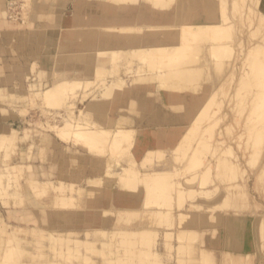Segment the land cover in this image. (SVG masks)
<instances>
[{
  "label": "rangeland",
  "instance_id": "rangeland-1",
  "mask_svg": "<svg viewBox=\"0 0 264 264\" xmlns=\"http://www.w3.org/2000/svg\"><path fill=\"white\" fill-rule=\"evenodd\" d=\"M42 1L63 6L52 13L50 72L0 73V135L17 131L0 138V264H264V67L248 61L264 45V0H0V21H27ZM138 2L144 13L178 14L193 29L189 45L183 27L113 28ZM196 14H213L216 27L204 30ZM166 34L179 56L136 49ZM169 69L196 80L163 81ZM189 100L201 108L191 124L177 120ZM91 130L100 137L89 140ZM124 168L144 178L121 179ZM244 213L259 225L257 253L222 252L223 217Z\"/></svg>",
  "mask_w": 264,
  "mask_h": 264
},
{
  "label": "crops",
  "instance_id": "crops-1",
  "mask_svg": "<svg viewBox=\"0 0 264 264\" xmlns=\"http://www.w3.org/2000/svg\"><path fill=\"white\" fill-rule=\"evenodd\" d=\"M62 7L42 1L35 4L27 21H0V73L12 72L15 77L22 72H30L34 67L37 74L50 72L57 50L58 28L52 13L58 8L62 10ZM4 87L0 85V88ZM258 227L256 219L249 213L223 217L218 248L240 257L254 256L258 250Z\"/></svg>",
  "mask_w": 264,
  "mask_h": 264
},
{
  "label": "bare ground",
  "instance_id": "bare-ground-1",
  "mask_svg": "<svg viewBox=\"0 0 264 264\" xmlns=\"http://www.w3.org/2000/svg\"><path fill=\"white\" fill-rule=\"evenodd\" d=\"M96 1V0H95ZM157 2L159 1V2H163L164 0H156ZM177 1V0H176ZM235 1V0H234ZM244 1V0H243ZM81 2V1H80ZM211 2V1H210ZM221 2V1H220ZM225 2V1H224ZM227 2V1H226ZM239 2H240V0H239ZM139 3V2H138ZM173 3V2H172ZM222 4V3H221ZM230 4V3H229ZM241 4H243L242 2H241ZM236 5V4H235ZM141 6H143V5H140V3H139V5H137L136 6V9L134 10V12L132 13V15L130 14L129 16H125V17H123L122 19H120V20H117L116 21V23H115V25H113V28L114 27H133V28H139V29H142V28H149V27H151V26H162L163 28H174V27H176V26H178V27H180V28H182L183 26H186V24L185 23H183V22H178V21H176L177 20V18H178V14H175V13H166L165 11H163V12H158V13H154V14H150V13H147V12H145L144 13V11H142L141 9H140V7ZM233 7H234V5H232ZM231 6V7H232ZM150 7V6H149ZM175 7V6H174ZM242 9H243V7H241ZM76 9V8H75ZM151 9V8H150ZM118 11V10H117ZM121 11H122V9H121ZM136 11H138V12H136ZM168 11V10H167ZM248 11V10H247ZM250 14V13H249ZM254 16V15H253ZM195 18H198V19H201V20H204L203 21V23H204V26H203V24L202 23H200V26H201V24H202V27H203V29L204 30H206L207 28H208V30H213L215 27H216V24H214V21H213V19H214V16H213V14H208L206 17H207V19H206V17L204 18V16H200L199 14L197 15H195L194 16ZM116 18H118V15H117V17ZM246 18V17H245ZM261 18V17H260ZM176 19V20H175ZM257 19H258V17H257ZM263 19V18H262ZM113 20H114V18H113ZM195 20V19H194ZM200 20V21H201ZM258 21V20H257ZM261 21V20H260ZM176 22H178V23H176ZM202 22V21H201ZM258 23V22H257ZM190 23H188V25L187 26H190L189 25ZM228 24H230V23H228ZM260 24V23H259ZM110 25V24H109ZM199 26V27H200ZM229 26H231V25H229ZM191 27V26H190ZM202 27H200L199 29L198 28H196V29H194L196 32L197 31H200L201 30V28ZM206 29H205V28ZM227 27V25L225 26V28ZM262 27V26H261ZM192 28V27H191ZM191 28H189V29H191ZM96 29V28H95ZM94 29V30H95ZM202 29V30H203ZM96 30H98V29H96ZM95 30V31H96ZM201 30V31H202ZM93 31V30H92ZM181 32H180V35H181V41H185L184 42V44H186L187 42H188V40L187 39H189V38H185L184 36L186 35V34H188L190 31L192 32V34L190 35V36H192L194 33H193V29L192 30H187V28L186 27H183L181 30H180ZM254 31V30H253ZM100 32V31H99ZM102 32H105V31H102ZM97 33V32H96ZM107 33V32H106ZM174 34H176V32H173ZM252 33H254V32H252ZM108 34H109V32H108ZM113 34H114V32H113ZM190 34V33H189ZM177 35V34H176ZM184 35V36H183ZM220 35V34H219ZM250 35H251V33H250ZM110 36V35H109ZM166 36L167 37H165V38H156V39H154V40H152L153 38H150V37H144V38H140V39H137V40H139V41H141V42H143L144 43V45L142 44V45H138L137 47H136V49L137 50H139V51H141V52H152V51H158V53H162V54H164L165 56H166V53L168 54V52H170L169 54H172V51H174V52H176L177 53V51H178V49H181V51L183 50V47H174V45L173 44H171V42H169V40H171V38H168V37H170V35H168V34H166ZM108 37V36H107ZM173 37V36H172ZM186 37H187V35H186ZM216 37V36H215ZM215 37H213V38H215ZM221 37V36H220ZM226 37H228V36H226ZM230 38V37H229ZM173 39H174V37H173ZM184 39H186L187 40V42H186V40H184ZM191 39L192 38H190V41H191ZM262 39V38H261ZM218 40V39H217ZM91 41V40H90ZM180 41V42H181ZM95 42V41H94ZM179 42V41H178ZM194 42V41H193ZM261 42V41H260ZM263 42H264V40H263ZM67 43V42H66ZM91 43V42H90ZM191 43V42H190ZM96 44V43H95ZM114 44V43H113ZM180 44V43H179ZM183 43H182V46H184L185 47V45H184ZM188 44V43H187ZM68 45V44H67ZM81 45V44H80ZM189 45V44H188ZM69 46V45H68ZM113 46V45H112ZM181 46V45H180ZM67 47V46H66ZM96 47V46H95ZM186 47H187V45H186ZM254 47H256L254 50H255V52L252 54V58L250 59V60H248V61H254L256 58H257V56H258V63H259V66H261V68H262V66L264 67V52H263V50H264V45H259V44H257V45H254ZM253 47V48H254ZM81 48V47H80ZM189 48V47H188ZM187 48V49H188ZM135 49V50H136ZM196 49V48H195ZM213 49H215L214 47H213ZM262 49V50H261ZM114 52H115V50L114 49H112ZM119 50V49H118ZM122 50V49H121ZM125 50V49H124ZM132 50H133V48H132ZM184 50L186 51V49L184 48ZM201 50V49H200ZM160 51V52H159ZM180 50H179V52L177 53V55L181 52ZM188 51V50H187ZM260 51H262V52H260ZM82 52V51H81ZM87 52V51H86ZM129 52V51H128ZM173 52V53H174ZM253 52V51H252ZM153 53V52H152ZM185 53V52H184ZM77 54V53H76ZM82 54H84L83 52H82ZM81 54V55H82ZM186 54H187V52H186ZM87 55H89V54H87ZM156 55V54H155ZM160 55V54H159ZM213 56H215L214 54H212ZM254 55H255V57L256 58H254ZM93 56H95V55H93ZM164 56V57H165ZM175 56V55H174ZM179 56V55H178ZM182 56H183V53H182ZM181 56V57H182ZM184 56H185V54H184ZM213 56H212V58H213ZM82 57V56H81ZM84 57V56H83ZM92 57V56H91ZM163 57V56H162ZM181 57H179V58H181ZM221 57H222V55H221ZM246 57V56H245ZM250 57V56H249ZM128 58V57H127ZM253 58H254V60H253ZM259 58H262V61H259ZM164 59V58H163ZM162 59V60H163ZM172 59V61L171 62H173V60H175V59H173V58H171ZM216 59V58H215ZM256 59V60H257ZM170 60V59H169ZM179 60V59H178ZM218 60V59H217ZM245 60H247V59H245ZM176 61H177V59H176ZM181 61V60H180ZM126 62V61H125ZM128 62V61H127ZM171 62H169L170 64H171ZM175 62V61H174ZM146 63V62H145ZM168 63V60H167V62H166V64ZM254 62H252V64H253ZM256 63V62H255ZM140 68H141V66H142V63L140 62ZM165 64V65H166ZM182 64V63H181ZM216 63H214V65H215ZM249 64H251V63H249ZM261 64V65H260ZM169 65V64H168ZM227 65H228V63H227ZM167 66V65H166ZM170 66V65H169ZM252 66V65H251ZM138 67V66H137ZM170 67H173L172 65L170 66ZM216 67V66H215ZM164 68V67H163ZM162 68V70H164ZM248 68V67H247ZM257 68V67H256ZM139 69V68H138ZM143 69H144V66H143ZM142 68H141V70H143ZM167 69V68H166ZM202 69V68H201ZM147 71L149 70V69H146ZM184 70V69H183ZM191 70V69H190ZM193 70V69H192ZM253 70V69H252ZM255 70V69H254ZM134 71V70H133ZM140 71V70H139ZM146 71V72H147ZM149 71H151V70H149ZM169 71L171 72V75L174 73V71H171L170 69H169ZM261 71H264V69H262ZM179 72V71H178ZM185 72H188V71H186V69H185ZM197 72V71H196ZM208 72V71H207ZM218 72V71H217ZM248 72H250V69H249V71ZM255 72V71H254ZM143 73H144V71H143ZM150 73H152V72H150ZM167 73V72H166ZM165 72L164 73H161V74H158V76L162 79L163 78V81L166 79H168V81H166V82H169V78L170 77H173V76H176V74H177V76L179 77L181 74L180 73H183L182 72V70H181V72L178 74L177 72H176V74L174 75H172V76H170V75H167ZM169 73V72H168ZM192 73H195V72H192ZM251 73H252V71H251ZM250 73V74H251ZM146 74V73H145ZM153 74V73H152ZM170 74V73H169ZM185 76H187L186 77V79H189L190 77L189 76H191L192 78H194V76L191 74H187L186 75V73H183ZM197 74V73H196ZM243 74H245V73H243ZM263 75V73L261 72L260 73V75ZM207 75H208V73H207ZM253 75V74H252ZM254 75H256V73L254 74ZM150 76L151 75H149V77H148V79L150 78ZM152 76H154V75H152ZM151 76V77H152ZM176 76V78H178ZM183 76V75H182ZM181 76V77H182ZM251 76V75H250ZM145 77V76H144ZM198 77V76H197ZM208 77V76H207ZM244 77H246V76H244ZM153 78V77H152ZM152 78H150L149 79V81L152 79ZM175 78V79H176ZM182 78H184V76L182 77ZM251 78H253V77H251ZM254 78H255V76H254ZM157 79V78H156ZM174 79V78H173ZM173 79H170V80H173ZM178 79H180L181 80V78H178ZM178 79H177V81H178ZM191 79V78H190ZM208 79H209V77H208ZM226 79V78H225ZM142 80V79H141ZM144 81H146L145 79H143ZM153 80V79H152ZM179 80V81H180ZM194 80H196L195 78H194ZM193 79H191V80H189V81H191L192 83H194L195 81H194ZM252 80V79H251ZM261 82H263L264 81V77L263 76H261V79H259ZM174 81V80H173ZM176 81V80H175ZM176 81V82H177ZM178 81V82H179ZM182 81H185L184 79H182ZM187 82H188V80H186ZM212 81V80H211ZM161 82V81H160ZM171 82V81H170ZM198 82V81H197ZM196 82V83H197ZM245 82H247V80L245 81ZM190 83V82H189ZM139 84V83H138ZM191 84V83H190ZM199 84V83H198ZM248 83H246V85H247ZM174 85V84H173ZM197 85V84H196ZM245 85V87H247ZM256 85V84H255ZM255 85H254V87H255ZM167 86V85H166ZM182 86H184V85H182ZM239 86H241L242 87V85H239ZM264 86V85H263ZM170 87V86H169ZM180 87V86H179ZM191 87V86H190ZM189 87V88H190ZM193 87V86H192ZM197 87V86H196ZM250 87V86H249ZM248 87V88H249ZM252 87H253V85H252ZM173 88V87H172ZM171 88V89H172ZM175 88V87H174ZM187 88V87H186ZM239 88V87H238ZM238 88H237V90H238ZM263 87H261V89H262ZM170 89V88H169ZM191 89V88H190ZM194 89V88H193ZM196 89V88H195ZM216 89V88H215ZM243 89V88H242ZM264 89V88H263ZM58 90V85H56V86H53L52 88H50L49 90L47 89V91H45V92H47L46 93V95L48 94L49 96H54V93L56 92ZM241 90V89H240ZM246 91H247V89H245ZM244 90V91H245ZM260 90V89H259ZM239 91V90H238ZM245 91V92H246ZM240 92V91H239ZM248 92H250V91H248ZM38 93V92H37ZM128 93V92H127ZM238 93V92H237ZM236 93V94H237ZM129 94V93H128ZM235 94V95H236ZM47 95V96H48ZM261 95H263V93L261 94ZM243 96V95H242ZM255 96H256V94H255ZM257 96H259L258 95V93H257ZM172 96H170V97H168L169 99L171 98ZM174 97H177V96H174ZM173 97V98H174ZM246 97V96H245ZM264 97V96H263ZM173 98H171V99H173ZM114 99V98H113ZM122 99V98H121ZM190 99H192L193 100V98H190ZM196 99V98H195ZM252 99V98H251ZM256 99H258V97L256 98ZM262 99V98H261ZM260 99V100H261ZM183 100V99H182ZM192 100H191V102H192ZM241 100H242V98H241ZM240 100V101H241ZM246 100V99H245ZM259 100V99H258ZM257 100V101H258ZM125 101H126V99H125ZM136 101V100H135ZM169 101V100H168ZM252 100H250V102H251ZM256 101V102H257ZM262 101V100H261ZM165 102V101H164ZM187 102V101H186ZM190 102V100H189V102L188 103H191ZM194 102V101H193ZM191 103L190 104V110L188 111V115H185L184 117H177V118H179V119H177V120H179V121H182V122H185L186 121V123H192V122H194L193 121V119H194V117H195V115L196 114H198V112L200 111V109L201 108H198V106H197V104L199 103V101L196 99L195 100V102H197V104H195L196 106L195 107H193V104L195 103ZM144 103V102H143ZM181 103H183V102H180L179 104H181ZM263 103V102H262ZM121 104V103H120ZM256 104V103H255ZM260 104V103H259ZM192 105V106H191ZM205 105V104H204ZM261 106L259 107V108H262V104H260ZM150 106V105H149ZM184 106V105H183ZM246 106V105H245ZM253 106H255V105H253ZM263 106H264V104H263ZM145 107V106H144ZM257 106H255L254 108H256ZM146 108V107H145ZM188 108V109H189ZM253 108V107H252ZM251 108V109H252ZM137 109H138V107H137ZM151 109V108H150ZM149 109V110H150ZM185 109V108H184ZM257 109V108H256ZM255 109V110H256ZM81 110H82V108H81ZM140 110V109H139ZM146 110V109H145ZM254 110V111H255ZM185 111H186V109H185ZM257 111V110H256ZM186 113V112H185ZM169 114V113H168ZM175 115V114H174ZM263 117L264 116H262V120H263ZM165 118V117H164ZM175 118V117H174ZM176 120V121H177ZM253 120V119H252ZM162 121H164V120H162ZM258 122V121H257ZM141 123V122H140ZM74 124H76V123H74ZM184 124V123H183ZM83 125V124H82ZM135 125H137V124H135ZM159 128L160 127H162L163 126V123H158V124H156ZM185 126V125H184ZM71 127V125L70 124H67L66 123V125H64L63 126V129H65L66 130V128L68 129V128H70ZM72 127H74V126H72ZM75 131L77 132V134L78 135H80L81 134V136H83V135H85V132L79 127V125H77V126H75ZM186 128V127H185ZM72 131H73V129L72 128H70ZM140 129V128H139ZM162 129V128H161ZM61 130V129H60ZM59 130V131H60ZM124 130V129H123ZM126 130V129H125ZM150 130V129H149ZM154 130V129H153ZM260 130V129H259ZM261 130H262V127H261ZM70 131V130H69ZM74 131V132H75ZM132 131V130H131ZM138 131V130H137ZM142 131H144V130H142ZM147 131V130H146ZM125 132V131H124ZM80 133V134H79ZM126 133V132H125ZM131 133V132H130ZM141 133V132H140ZM17 134V131L14 129V130H9L7 133H2L1 135H0V138L1 139H4V140H6V141H12V139L13 138H15L14 136ZM59 134V133H58ZM143 134V133H142ZM10 135L13 137H11L10 138ZM128 135V134H127ZM147 135V134H146ZM145 135V136H146ZM89 136H91V137H89ZM129 136V135H128ZM88 137H89V140H95V138L97 139V138H99L100 137V135L99 134H97V132H94V131H89V135H88ZM124 137V136H123ZM127 137V136H126ZM147 138V137H146ZM84 139V138H83ZM114 139H116V138H114ZM113 139V140H114ZM118 139V138H117ZM117 139L116 140H114V141H116L117 142V144L118 145H120L121 146V144H119L120 143V141H119V143H118V141H117ZM120 139V138H119ZM147 140V139H146ZM124 141V140H123ZM148 141V140H147ZM153 142H155V141H153ZM121 143H126V141H124V142H121ZM215 152V151H214ZM163 158V157H162ZM178 158V157H177ZM177 158H176V160H177ZM183 158H184V156H183ZM257 158H258V156H257ZM152 159V158H151ZM150 159V161L152 162V160ZM179 160V159H178ZM177 160V161H178ZM182 160V159H181ZM149 161V162H150ZM174 161H175V159H174ZM176 161V162H177ZM149 162H148V164H149ZM150 162V163H151ZM179 162V161H178ZM177 172H178V170H177ZM176 172V173H177ZM171 173V172H170ZM173 173V172H172ZM116 174H119V173H116ZM150 174H152V173H150ZM156 174V173H155ZM158 174V173H157ZM157 174H156V176H157ZM164 175V174H167V175H169V173H160L159 175ZM261 174H264L263 172H261ZM260 174V175H261ZM109 175V174H108ZM107 175V176H108ZM114 175V174H113ZM153 175H154V173H153ZM121 176V175H120ZM144 178V175H139V173L138 172H134V171H132L131 169H127V168H124L123 169V176L121 177V179H123V178H126V177H133V178H136V179H139V178H142V177ZM155 176V175H154ZM154 176H153V178H154ZM155 176V177H156ZM259 176V175H258ZM111 177V175L108 177V178H110ZM119 177V176H118ZM150 177H152V176H149V178ZM157 177H159V176H157ZM164 177H166V175L164 176ZM113 178H114V176H113ZM145 178H146V176H145ZM147 178H148V176H147ZM169 178V177H168ZM168 178H165L164 180V185L166 184H168L167 182H166V180H168L169 181V179ZM171 178H172V176H171ZM119 180H120V178H118ZM135 179V180H136ZM162 179H163V177H162ZM142 180V179H141ZM159 180H160V182L159 183H161V182H163V181H161V178L159 177ZM158 180V181H159ZM202 180V179H201ZM123 181V180H122ZM187 181V180H186ZM186 181H185V183H186ZM157 182V181H156ZM166 182V183H165ZM124 183V182H123ZM150 183V182H149ZM158 183V182H157ZM158 183V184H159ZM101 184V183H100ZM119 184H120V182H119ZM143 184H144V182H143ZM154 184H155V182H154ZM170 184V183H169ZM184 184V183H183ZM187 184V183H186ZM63 185V184H62ZM62 185H61V187H62ZM90 185V184H89ZM121 185V184H120ZM155 185H157V184H155ZM161 185V187H163L164 185H162V184H160ZM50 186V185H49ZM125 186V185H124ZM149 186V185H148ZM159 186V185H158ZM64 188V187H63ZM151 188H152V185H151ZM150 188V189H151ZM153 188H154V186H153ZM33 189V188H32ZM160 189V188H159ZM34 190V189H33ZM45 190V189H44ZM164 190V189H163ZM161 191H162V189H161ZM208 193V192H207ZM207 193L206 194H204V195H207ZM148 194V193H147ZM34 195V194H33ZM125 197V196H124ZM123 197V198H124ZM109 199V198H108ZM117 199V198H116ZM150 199V198H149ZM162 199V198H161ZM164 199V198H163ZM151 200V199H150ZM125 201V200H124ZM149 201V200H148ZM155 201V200H154ZM103 202V201H102ZM106 202V201H105ZM152 202H153V200H152ZM168 202V201H167ZM99 203H101V202H99ZM145 203H146V201H145ZM157 204V203H156ZM156 204H155V206H156ZM99 205V204H98ZM145 205H147V204H145ZM101 206H103V204L101 205ZM125 207V206H124ZM213 207V206H212ZM139 209V208H138ZM177 209V208H176ZM209 209V208H208ZM111 210V209H110ZM122 211V210H121ZM150 211V210H149ZM95 213L97 212V211H94ZM93 212V213H94ZM120 213V212H119ZM153 213V212H152ZM158 213V212H157ZM161 212H159V214H160ZM97 215H98V213H96ZM124 214V213H123ZM130 214V213H129ZM133 214V213H132ZM136 214V213H135ZM151 214V213H150ZM154 214V213H153ZM156 215V214H155ZM164 215V214H163ZM181 215V214H180ZM118 217V216H117ZM127 217V216H126ZM121 218V217H120ZM159 219V218H158ZM129 220V219H128ZM262 220V219H261ZM125 222H126V220H125ZM181 222V221H180ZM261 222V221H260ZM262 223V222H261ZM100 224V223H99ZM171 225V224H170ZM178 223H177V227H178ZM87 228V227H86ZM197 229V228H196ZM260 229H262V227L260 228ZM147 230V229H146ZM146 230H144V231H146ZM198 230V229H197ZM196 230V231H197ZM97 231V230H96ZM112 231V230H111ZM180 231V230H179ZM102 232V231H101ZM121 232V231H120ZM137 232V235H138V233H139V236H141L140 235V232L141 233H143L142 232V230L140 231V232H138V231H136ZM181 232V231H180ZM190 232H192L193 233V231H190ZM212 232V231H211ZM210 232V233H211ZM264 232V231H263ZM99 233V232H98ZM112 233H114V232H112ZM111 233V234H112ZM119 233V232H118ZM122 233V232H121ZM124 233V232H123ZM129 233V232H128ZM127 232H125L124 234L125 235H127L128 234ZM156 233V232H155ZM185 233V232H184ZM186 233H187V231H186ZM188 233H189V231H188ZM68 234H70V233H68ZM67 234V235H68ZM104 234V233H103ZM108 234V233H107ZM131 234V233H130ZM190 234V233H189ZM197 234H198V232H197ZM196 234V235H197ZM259 235H260V233H258ZM109 235V234H108ZM108 235H106V236H108ZM164 235V234H163ZM181 235V234H180ZM192 235H195V232H194V234H192ZM192 235H190L191 237H192ZM122 236V235H121ZM182 236V235H181ZM50 237V236H49ZM142 237H144V235H142ZM141 237V238H142ZM166 237V236H165ZM189 237V236H188ZM263 237V236H262ZM169 238V237H168ZM190 238V237H189ZM143 239V238H142ZM180 239V238H179ZM212 239V238H211ZM210 240V239H209ZM208 240V241H209ZM155 242V241H154ZM74 243H77V241L76 242H74ZM81 242H78L77 244H80ZM83 243V242H82ZM86 243V242H85ZM8 245V244H7ZM170 248V247H169ZM183 249V248H182ZM220 250V249H219ZM13 255V254H12ZM154 255V254H153ZM152 255V256H153ZM146 257V256H145Z\"/></svg>",
  "mask_w": 264,
  "mask_h": 264
}]
</instances>
